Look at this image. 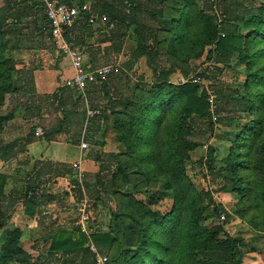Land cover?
Listing matches in <instances>:
<instances>
[{
    "label": "rangeland",
    "instance_id": "374dc122",
    "mask_svg": "<svg viewBox=\"0 0 264 264\" xmlns=\"http://www.w3.org/2000/svg\"><path fill=\"white\" fill-rule=\"evenodd\" d=\"M85 3L93 13L109 6L133 22L125 21L124 26L110 30L98 26L94 31L75 32L87 68L108 66L112 70L103 84L81 96L78 91L62 89L64 78L57 71L64 67V56L45 31L37 30L39 22L34 19L40 9L32 6L44 5V0L18 3L15 12L21 23L15 29L20 33L16 35L12 29L5 37L7 47L15 48L10 56L20 71L16 78L21 77V82L28 78L23 91L18 88L14 94L4 95L0 105V118L8 117L0 124V148L14 144V156L0 160V175L6 178L0 205L6 228L20 231V244L29 254L11 255L7 264H97L98 257L106 258L105 264H125L138 248L137 231L155 218L170 224L165 231L174 228L175 217L170 215L175 208L194 227L220 226L222 239H239L240 264H264V179L254 170L251 155L264 142V133L256 144L246 137L238 138L234 145L231 142L246 120L259 113L264 117V103L254 104L252 116L241 112L248 101L255 102L264 94V0ZM4 4L0 0V7ZM253 14L261 18L259 33L242 28ZM228 33L245 35L243 53L248 58L239 66H235L241 59L238 53H210L217 38ZM134 39L140 41L141 49ZM185 84L192 85L195 97L207 104L204 114L187 118L180 114L185 95L175 91ZM27 88L30 94L24 93ZM157 88L171 93L162 112L149 123L151 129L142 125L138 133L123 139L120 126L126 131L124 125L135 114L130 112L141 109ZM127 102L125 115L118 114ZM11 106L14 111L9 118ZM91 109L98 114L89 119ZM57 127L61 131L52 140L78 146L82 152L81 183L75 173L77 163L66 167L72 170L66 184L61 178H52L66 168L31 160L23 149L29 134L34 141H44L45 134ZM37 129L39 136L34 134ZM179 131L181 137H177ZM132 139H136L135 145L128 149ZM81 143L86 144L85 149L80 148ZM36 171L43 174L36 176ZM32 177L37 201H16L25 192V181ZM72 185L78 188L75 195ZM228 186L233 187L231 192L225 191ZM47 190H51V198L57 197L42 198ZM81 202L89 216L86 233L78 223L76 207ZM185 227L189 228L182 224L178 232ZM75 229L85 236L108 235L111 243L93 249L87 243L81 250L48 251L57 231L77 237ZM149 254L166 259V253Z\"/></svg>",
    "mask_w": 264,
    "mask_h": 264
},
{
    "label": "trees",
    "instance_id": "16d2710c",
    "mask_svg": "<svg viewBox=\"0 0 264 264\" xmlns=\"http://www.w3.org/2000/svg\"><path fill=\"white\" fill-rule=\"evenodd\" d=\"M4 6L0 7V105L4 102L5 96L14 94L19 90L23 91V86L28 84V78L21 82L20 78H16V75L20 73L19 70L15 69L14 60L11 58V52L15 50L14 47H7L8 41L5 40L12 29H15L20 25L21 20L17 13L15 12V6L23 1L31 0H18L13 3L9 0H4ZM62 1V0H61ZM65 3H70L68 0ZM34 2V1H33ZM76 4L85 3V0H75ZM9 6V7H8ZM34 9L39 8L40 14L37 18L34 19V22H39L37 26L38 31H45L48 34L49 22L45 16L44 5L33 4ZM105 10L98 12L99 14H105L109 21L114 24V26H124L125 21H128L132 24V20L128 18L126 14H121L116 12L113 8L109 6H104ZM41 23V24H40ZM261 23V18L258 15H251L248 20H245L242 24V28L249 29V33H259L258 25ZM80 29H87V31H94L95 28L91 27L86 23V20L82 18L77 21L74 25L69 28H66L63 32V39L66 41L72 48H76L81 53L82 51L77 48L76 36L74 35L76 31ZM16 30V29H15ZM16 35L20 33V30L15 31ZM138 43V49L142 47L139 40L134 39ZM245 35L244 34H231L228 33L223 38L218 37L214 43V48L211 51L215 52H235L241 56V59L236 60L235 66L241 65L240 63L243 60H246V56L243 52L245 51ZM141 55H145L141 52ZM87 67V65L85 64ZM89 68V67H88ZM92 68V67H91ZM14 74V76H13ZM22 76V75H21ZM14 77V78H13ZM164 80V79H162ZM20 81L22 85L16 87V84ZM160 81V80H157ZM97 83L95 85L103 84ZM157 83V82H156ZM89 86L85 92H88L91 87ZM63 90H70L62 87ZM161 88H157L156 92H151L149 98L144 101L141 109L131 111L130 113H135L134 116L130 117L127 124L123 128L120 126L119 131L122 132L121 137L130 138L134 133H138L140 126L143 125L145 129H151L149 123L155 121V114L162 112V106L168 103V98L171 92L165 93ZM178 90V91H177ZM76 91V90H75ZM31 90L27 88L24 90V93L30 94ZM84 92V93H85ZM176 93L182 92L185 95L183 101V108L180 111V114L184 117H190L192 114L201 115L204 114V109L207 104L203 99H198L195 97V88L192 85L185 84L182 88H176ZM81 96L82 93L78 92ZM5 95V96H4ZM154 101L158 103L154 104ZM262 105L264 103V94L258 95L256 101H248L242 109V113L252 116V112L255 108V103ZM128 102L124 105V109L121 112H118L120 115H125L126 107ZM157 115V114H156ZM255 117L250 120L245 121L244 129L240 132L233 133V139L231 140L234 145L235 141L239 139H250L251 141L246 140L247 142H252L256 144L260 135L264 133V120L263 113L259 115H254ZM13 117V110L10 111L9 118ZM8 120V117H1L0 124ZM140 121V122H139ZM135 122V124H134ZM61 129L57 127L55 130L45 134L46 140H52V138L57 135ZM182 132L177 133V137H181ZM250 136V137H249ZM49 137V138H48ZM248 137V138H247ZM136 139H132L127 146L128 149H132L135 145ZM241 145V144H238ZM243 146V145H242ZM14 147L12 143L9 146L0 148V160H8L12 158L14 154L11 152V149ZM236 147H233V150ZM252 148V146H251ZM180 150V149H179ZM235 153V152H234ZM237 163H241L237 153ZM253 157V167L254 170L258 171L264 179V142L258 143L251 153ZM237 163H233L232 166L236 167ZM74 175V174H73ZM33 177L28 178L25 183V192L19 194L16 198L18 200H25L27 204H34L37 199V185L33 182ZM6 178L3 175H0V202L2 199L3 186L5 185ZM233 187L228 186L225 188V191L231 192ZM263 195H264V183L262 185ZM3 200V199H2ZM180 209L175 208L170 216L175 217V227L165 231V229L170 225L167 222H164L162 219H154L145 227L141 228L136 233V241L138 242V248L134 252L133 256H129L125 261V264H145L148 259L151 261V264H240V259L237 256V247L241 245L239 239L224 237L223 239L220 235L223 233V230L220 226H192L191 221H187L188 217L179 211ZM4 211L1 210L0 205V264H7L9 256H29L27 252L23 249L20 244V231L18 229H8L6 228L7 221L4 219ZM198 217V216H197ZM197 219V218H196ZM184 224L188 226L181 229L179 232L180 226ZM162 225L163 227H159ZM159 227V229H158ZM75 232L78 233V236H74L73 233H66L65 231H57L52 239V243L48 247V251L51 252H68L70 250H81L84 245L87 243L92 244L94 247H103L108 246L111 243V238L108 235H99V234H90L85 236L78 229H75ZM164 233V234H163ZM174 244L173 247H169L166 244ZM151 252L166 253V259L158 258V256H149ZM151 258V259H150ZM11 259V258H10Z\"/></svg>",
    "mask_w": 264,
    "mask_h": 264
},
{
    "label": "built area",
    "instance_id": "2783aa9c",
    "mask_svg": "<svg viewBox=\"0 0 264 264\" xmlns=\"http://www.w3.org/2000/svg\"><path fill=\"white\" fill-rule=\"evenodd\" d=\"M69 2L70 3H65L61 0H44V12L47 21L49 22L48 34L53 41L59 45L62 55L70 61L73 70V75L62 82V87L76 90L84 94L89 86L105 82L110 76L112 70L108 66L87 68L82 53L76 48H72L66 41H64L63 32L66 28L71 27L82 18H84L86 23L91 27L103 26L110 30L114 28V24L109 21L105 14L93 13L86 3L76 4L75 0H70ZM97 114L98 111L91 109L87 112V118L90 119ZM34 134L35 136H39L41 132L37 129ZM80 148L85 149L86 144L81 143ZM75 168L77 169L75 173L81 183L83 174L79 164H76ZM70 190L73 191L74 195L78 192V188L74 185L71 186ZM76 208L80 229L86 233L85 224L88 222L89 216L85 203H79ZM90 245L93 249L94 246L92 244ZM96 262L97 264H105L106 258L98 257L96 258Z\"/></svg>",
    "mask_w": 264,
    "mask_h": 264
},
{
    "label": "crops",
    "instance_id": "0c3cea01",
    "mask_svg": "<svg viewBox=\"0 0 264 264\" xmlns=\"http://www.w3.org/2000/svg\"><path fill=\"white\" fill-rule=\"evenodd\" d=\"M69 1L70 0H68V2ZM62 2H67V1L62 0ZM95 27H93V28H95ZM52 41H53V39H52ZM54 43H56V42H54ZM63 58H64V60H63V66L64 67H59L60 71L62 69V73H60L59 70L57 71V73L63 75L62 79L63 78L64 79L63 80L61 79L62 82L65 79H67L73 75V70L71 68L70 61L66 57H63ZM55 72H56V70H55ZM10 109H13V111H14V108L12 106ZM64 131H65V129H63V132ZM55 136H58V135H55ZM32 137H33V135H30V134L27 136V141H26L25 146L23 148V149H25V151L27 152V154L29 156V159H31V160L38 159L40 161H44V162H47V163L53 165V167L63 166L62 167L63 169L70 166V164L77 163V164L82 166L83 162L85 163V161H84L85 159L82 158V156H81L82 152L79 150L78 146L69 145L67 143H64L61 141L59 142L56 140H45L44 139V141H38V140L34 141L32 139ZM71 147L73 149H71ZM53 167H51V168H53ZM39 174H43V173L36 171V174H34V175L37 176ZM70 174H72L71 168H66V169H64L63 173L54 175V176H52V178H55L54 179L55 181L58 178H61V179H63L62 181H65V182H67L66 184H68V177ZM44 176H49V174L44 173ZM63 176H64V178H63ZM48 180H49V178H46V181H48ZM46 195H48L49 197H47ZM50 195H52L51 190L50 191L47 190L46 194L44 192L42 193V198L45 197V199L50 200V199H53L54 197H57V196H53L51 198Z\"/></svg>",
    "mask_w": 264,
    "mask_h": 264
}]
</instances>
